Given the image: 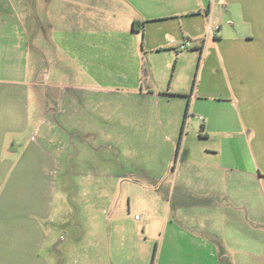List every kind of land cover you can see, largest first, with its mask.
I'll return each instance as SVG.
<instances>
[{
    "label": "rangeland",
    "instance_id": "rangeland-1",
    "mask_svg": "<svg viewBox=\"0 0 264 264\" xmlns=\"http://www.w3.org/2000/svg\"><path fill=\"white\" fill-rule=\"evenodd\" d=\"M91 1L0 0V264H264V178L238 174L264 155V130L255 139L235 109L210 99L182 134L185 110L180 120L159 111L179 99L127 97L93 80L90 65L106 68L121 50L103 46L117 36L90 29ZM211 1L196 0L201 40ZM149 35L161 41L143 50V87L190 93L205 74L204 94L210 77L225 80L221 68L204 73L207 46L180 52L181 31ZM46 107L69 113L43 155L31 132ZM208 116L225 120L226 172L210 154L224 134L207 137Z\"/></svg>",
    "mask_w": 264,
    "mask_h": 264
},
{
    "label": "crops",
    "instance_id": "crops-1",
    "mask_svg": "<svg viewBox=\"0 0 264 264\" xmlns=\"http://www.w3.org/2000/svg\"><path fill=\"white\" fill-rule=\"evenodd\" d=\"M91 4L92 22L90 29L96 30L99 32L98 34L117 36L118 45L107 43L103 46L107 49L121 50L120 55L116 56L118 60L113 58L114 60L109 62L106 68L92 69V65H90L88 76L93 80L104 76V79L113 81L112 89L109 91L127 97L133 94L145 95L149 97V100L155 98L166 104L173 99H179V106L175 111L164 110L165 108L159 110L165 116L173 115L177 111L179 120L183 118L184 110L186 115L188 108L189 112L191 110L192 113H202L203 109H209L208 106H202V103L212 99L224 105L215 110H236L240 117V130L254 131L255 139L260 137L264 130V118L262 117L264 112V55H262L264 45L261 46L256 43L263 40L262 37H264V0L211 1L206 13V18H209L207 22H216L221 26V30L217 37L211 38L212 41L208 39L204 44L200 38L203 35V28L197 27V19H200L203 13L202 9L197 8L196 0H92ZM252 9H255L256 13ZM261 9L263 11L262 16L257 19ZM78 17L79 13L76 16V26L83 29L84 26L81 25ZM134 23H144L145 25L142 30L140 27L135 30ZM164 24L166 26L161 28L160 25ZM157 29L161 31L163 36L181 31L183 36H186L183 41H191L192 44L194 42V47L199 50L203 47V51H205L207 46L209 49L207 56L203 62L201 61L204 65V73L207 69L213 72L215 69L221 68L224 71L225 80L222 78L221 81L215 77H210V86L204 94L201 93V85L205 79V74H203L202 81H198L195 89L192 86L190 93L189 91H176L174 89L175 84H171L168 89L143 87L142 73L144 70L140 59L143 56V50L157 52L158 49L155 46L157 43L160 44L161 39L149 35L152 30ZM142 33H144V38L141 47L138 35ZM250 69L256 73H248ZM99 82L104 83V81ZM213 88L214 90H211ZM47 98L52 99L50 92H48ZM59 109L61 108L46 107L43 111L42 121L39 119L34 124L33 132H31V136L38 142V147L43 155L46 154L47 149L49 150L47 143L51 145L50 143L54 139L57 140L54 138L53 132L57 129L61 131L62 125L58 117L69 113L67 112L68 109L58 111ZM76 110L79 111V108H75ZM253 111H258V114L245 119V116ZM65 119L70 121L72 117L68 116ZM224 124L225 120L208 116L204 121L203 129L208 132L207 137L211 130L224 134L219 148L211 149L210 154H219L220 168L226 172L229 167L223 155V148L226 146L227 140ZM48 138L49 142L47 141ZM59 142L61 143L62 140ZM251 158L255 164L247 170H240L239 176H246L254 180L263 179L264 172L256 166L259 164L258 159L264 158V155L258 156L253 153ZM206 169L212 170L210 167H206Z\"/></svg>",
    "mask_w": 264,
    "mask_h": 264
},
{
    "label": "built area",
    "instance_id": "built-area-1",
    "mask_svg": "<svg viewBox=\"0 0 264 264\" xmlns=\"http://www.w3.org/2000/svg\"><path fill=\"white\" fill-rule=\"evenodd\" d=\"M221 30V26L219 24H215L213 22H209L208 23V29H207V33H206V36L203 40V44L208 40V39H211V38H215L217 37V34L218 32ZM193 48V44L191 41H186L182 44H180L179 46L176 47V50L177 51H180V52H183V51H186V50H189V49H192ZM139 218V217H137Z\"/></svg>",
    "mask_w": 264,
    "mask_h": 264
},
{
    "label": "trees",
    "instance_id": "trees-1",
    "mask_svg": "<svg viewBox=\"0 0 264 264\" xmlns=\"http://www.w3.org/2000/svg\"><path fill=\"white\" fill-rule=\"evenodd\" d=\"M144 25H145L144 23H134L135 30H136L137 26H139L142 30L144 28ZM195 84H196V79H195V83H194L193 87H195ZM188 112H189V108L187 109V112L185 115V121H186V118L188 117ZM185 121H184L183 128H182V134H183L184 126H185Z\"/></svg>",
    "mask_w": 264,
    "mask_h": 264
}]
</instances>
